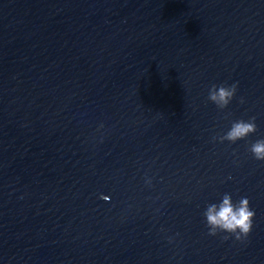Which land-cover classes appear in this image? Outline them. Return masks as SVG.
<instances>
[{
    "label": "water",
    "instance_id": "95a60500",
    "mask_svg": "<svg viewBox=\"0 0 264 264\" xmlns=\"http://www.w3.org/2000/svg\"><path fill=\"white\" fill-rule=\"evenodd\" d=\"M260 137L264 0H0V264H264ZM224 192L243 241L207 234Z\"/></svg>",
    "mask_w": 264,
    "mask_h": 264
},
{
    "label": "clouds",
    "instance_id": "9594fccd",
    "mask_svg": "<svg viewBox=\"0 0 264 264\" xmlns=\"http://www.w3.org/2000/svg\"><path fill=\"white\" fill-rule=\"evenodd\" d=\"M238 91V82L213 83L208 89L207 99L214 103L218 109H225L231 103ZM240 103L245 102V98H239ZM231 115L226 114V117ZM104 127L103 123L98 125L97 131ZM257 123L255 116L247 119L239 118L231 121L230 127L223 134L213 135L214 142L235 143L238 140L246 139L250 134L257 131ZM103 140V135L100 137ZM253 158L264 162V137H260L252 142L248 148ZM230 178V177H229ZM153 177L147 173L144 175V184L152 187ZM104 200H108V196L102 195ZM255 210L250 206V200L247 196H242L238 200L233 199L230 192H224L222 196L213 202H208L202 212L207 234L209 236H217L223 234V239L230 237L237 241L245 240L253 228ZM172 238L169 237V240Z\"/></svg>",
    "mask_w": 264,
    "mask_h": 264
}]
</instances>
